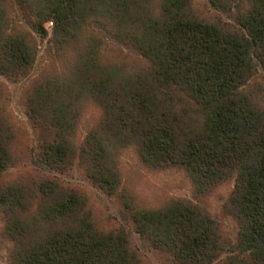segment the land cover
<instances>
[{"label":"trees","instance_id":"obj_1","mask_svg":"<svg viewBox=\"0 0 264 264\" xmlns=\"http://www.w3.org/2000/svg\"><path fill=\"white\" fill-rule=\"evenodd\" d=\"M232 1L210 0L220 10ZM246 1L250 5L239 24L248 34L203 22L174 3L160 21H150L147 47L153 68L143 81L114 75L91 89L105 110L107 129L105 141L89 143L86 160L89 175L106 192L114 193L118 185L109 146L126 143L151 168L184 170L199 195L236 174L227 211L239 225L237 253L231 251L220 264H264V111L257 96L241 90L254 75V58L264 65V0ZM32 59L30 44L0 27V74L17 76ZM180 91L203 112V122L194 129L181 128L175 116ZM34 103L35 116L59 121L63 128L66 114L58 101L39 94ZM49 104L57 107L48 110ZM71 149L61 140L50 146L46 159L64 165ZM8 164L0 134V173ZM42 188L49 201L46 236L26 244V230L14 221L8 229L15 243L13 264H143L125 232L100 231L83 215L85 198L78 191L57 181ZM134 220L141 235L176 264H218L228 249L217 223L189 201L138 211Z\"/></svg>","mask_w":264,"mask_h":264},{"label":"rangeland","instance_id":"obj_2","mask_svg":"<svg viewBox=\"0 0 264 264\" xmlns=\"http://www.w3.org/2000/svg\"><path fill=\"white\" fill-rule=\"evenodd\" d=\"M174 3H182L186 14L203 22L248 34L239 24V16L250 5L246 0H233L223 10L210 0H0L1 30L30 44L33 57L17 76L0 74V134L9 158L7 169L0 173V198L5 199L0 201V264L14 261L15 243L8 233L14 221L26 230V244L46 236L49 201L42 187L48 181L78 191L85 198L83 215L100 231L125 232L143 264L176 262L141 235L134 214L174 200L192 202L217 223L228 248L218 264L236 249L239 225L227 211L236 174L199 195L184 170L151 168L136 147L126 143L109 146L118 176L114 193L103 190L89 175V143L105 141L107 129L105 110L91 89L101 78L114 75L143 81L144 73L153 68L147 47L150 21H160ZM253 62L254 75L241 90L257 96L264 111V65L256 58ZM39 94H49L60 103L66 114L63 128L59 121L33 114ZM175 102L181 128L201 125L203 112L191 96L177 92ZM56 107L49 104L48 110ZM61 140L70 142L71 157L64 165L47 161V150Z\"/></svg>","mask_w":264,"mask_h":264}]
</instances>
